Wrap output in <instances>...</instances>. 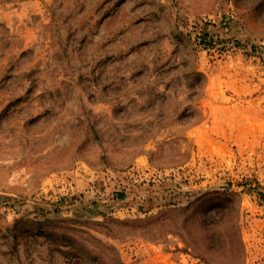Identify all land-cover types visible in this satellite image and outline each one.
<instances>
[{
	"label": "rangeland",
	"instance_id": "374dc122",
	"mask_svg": "<svg viewBox=\"0 0 264 264\" xmlns=\"http://www.w3.org/2000/svg\"><path fill=\"white\" fill-rule=\"evenodd\" d=\"M0 264H264V0H0Z\"/></svg>",
	"mask_w": 264,
	"mask_h": 264
},
{
	"label": "trees",
	"instance_id": "16d2710c",
	"mask_svg": "<svg viewBox=\"0 0 264 264\" xmlns=\"http://www.w3.org/2000/svg\"><path fill=\"white\" fill-rule=\"evenodd\" d=\"M219 191L215 190V191H211L210 193H218ZM220 194H225L224 197L226 196V192H222ZM229 201V199H226ZM225 200V201H226ZM222 202V201H221ZM220 202H218L219 204ZM215 208H222V205H218ZM220 219L218 221V226L222 227V226H226L225 229L227 230L228 228H230L229 232H236L235 227H236V220H235V214L232 213V211L230 209H226L225 211H223L222 213H220ZM234 244H235V239L232 238V236L228 237V248H231L232 250H234ZM212 253V252H211Z\"/></svg>",
	"mask_w": 264,
	"mask_h": 264
}]
</instances>
